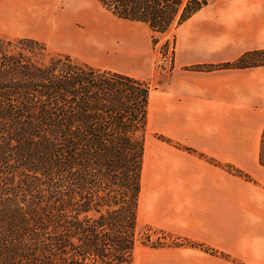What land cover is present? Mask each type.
<instances>
[{
  "label": "trees",
  "instance_id": "1",
  "mask_svg": "<svg viewBox=\"0 0 264 264\" xmlns=\"http://www.w3.org/2000/svg\"><path fill=\"white\" fill-rule=\"evenodd\" d=\"M97 1L118 19L147 24L153 44L208 3ZM6 46L29 57H7ZM0 53V264H133L148 83L52 54L33 39L0 36ZM255 66H264V50L210 68Z\"/></svg>",
  "mask_w": 264,
  "mask_h": 264
},
{
  "label": "crops",
  "instance_id": "2",
  "mask_svg": "<svg viewBox=\"0 0 264 264\" xmlns=\"http://www.w3.org/2000/svg\"><path fill=\"white\" fill-rule=\"evenodd\" d=\"M74 6L83 7L61 10L44 4L26 10L28 19L19 26L34 38L72 32L67 40L47 39L69 51L113 42V30L104 28L108 38L101 40L103 25L83 7L97 25L94 30L85 11ZM121 21L143 26L145 42L152 33L147 24ZM170 37L169 74L164 82L150 85L148 96L137 230L144 224L186 244L151 247L136 240L133 264H264V167L259 162L264 66L210 68L264 50V0H208L161 35L165 41ZM111 71L146 83L155 80Z\"/></svg>",
  "mask_w": 264,
  "mask_h": 264
},
{
  "label": "rangeland",
  "instance_id": "3",
  "mask_svg": "<svg viewBox=\"0 0 264 264\" xmlns=\"http://www.w3.org/2000/svg\"><path fill=\"white\" fill-rule=\"evenodd\" d=\"M44 4L59 5L61 10L69 7V5H82L100 25H103L101 33L99 32V34H102L101 40L108 38V36L105 35L106 29L104 28H109L111 29V33L113 30L115 35L113 36V42L106 41L103 44L100 43L102 45L94 43L87 47L78 46L76 47L78 48V51H69L61 48L62 45L65 44H62L59 41H47V39L49 40L57 37L62 40H67L70 39L72 32H66L61 36L53 35L50 38H34L28 35L22 28H20L21 26H19L22 25L23 19H28L26 10L39 8V6ZM74 7H78L85 11L89 19V24L93 25L94 30H96L97 25L91 19L90 14L81 6ZM121 20L122 19H118L107 12L97 0H0L1 37L9 40L21 38L36 39V41L43 43L52 54L67 53L79 61L82 60L81 62L84 61L94 66H98L102 70L111 69L129 73L133 76L141 77L142 79H155L152 82H147L149 87L150 85L153 87L164 82L169 74L172 64V38L170 37L165 41L161 39V35H159L156 36L158 42L153 44V33L148 32L149 36L146 37L145 42V37L143 38L141 28L143 26L130 25ZM75 29L76 27L74 28V31ZM87 43H90V41ZM116 47H119V50L113 52V49H116ZM3 49H1V53L7 57L10 55L16 56L17 53H21L20 55L23 57H29L28 52H23V54L14 46H6L5 51H3ZM35 55L39 62L43 64L49 62L50 55L46 53H35ZM31 177H33V175ZM136 240L140 244L149 246H151V243L156 242L162 243L164 246H170L176 243L173 238L163 232L154 230L144 224L139 226ZM160 246L156 245L155 247Z\"/></svg>",
  "mask_w": 264,
  "mask_h": 264
},
{
  "label": "bare ground",
  "instance_id": "4",
  "mask_svg": "<svg viewBox=\"0 0 264 264\" xmlns=\"http://www.w3.org/2000/svg\"><path fill=\"white\" fill-rule=\"evenodd\" d=\"M54 24H56V20H55Z\"/></svg>",
  "mask_w": 264,
  "mask_h": 264
}]
</instances>
